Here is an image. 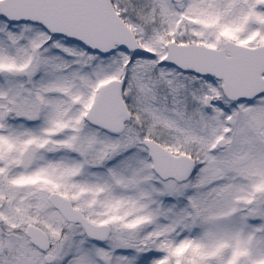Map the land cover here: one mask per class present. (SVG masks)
Segmentation results:
<instances>
[{
	"label": "snow or ice",
	"instance_id": "obj_1",
	"mask_svg": "<svg viewBox=\"0 0 264 264\" xmlns=\"http://www.w3.org/2000/svg\"><path fill=\"white\" fill-rule=\"evenodd\" d=\"M0 264H264V0H0Z\"/></svg>",
	"mask_w": 264,
	"mask_h": 264
}]
</instances>
